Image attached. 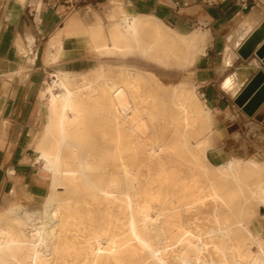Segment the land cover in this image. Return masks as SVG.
I'll return each mask as SVG.
<instances>
[{"label":"bare ground","instance_id":"1","mask_svg":"<svg viewBox=\"0 0 264 264\" xmlns=\"http://www.w3.org/2000/svg\"><path fill=\"white\" fill-rule=\"evenodd\" d=\"M109 18L107 29H83L97 56L191 64L203 51L198 35L119 3ZM52 45L47 61L60 58L64 40ZM88 72L58 68L41 92L37 160L65 190L53 189L41 209L0 213V264H264V237L248 222L252 206L264 207V161L211 163L213 117L192 84L181 82L164 106L143 70L126 67L119 80L103 65ZM244 77H228L225 91L234 95ZM106 135L112 148H97Z\"/></svg>","mask_w":264,"mask_h":264},{"label":"crops","instance_id":"2","mask_svg":"<svg viewBox=\"0 0 264 264\" xmlns=\"http://www.w3.org/2000/svg\"><path fill=\"white\" fill-rule=\"evenodd\" d=\"M102 3H119L127 12L153 16L178 32L198 35L203 51L191 66L213 117L210 149L214 159H264V138H260L264 136V103L249 116L235 102L250 80L264 72V62L255 52L248 58L238 52L264 21V0H91L87 6L96 8ZM64 4L66 0H6L0 4V77L15 74L0 85L5 90L0 92V121L10 124L9 139L0 148V192L7 186L27 184L35 175L27 156L34 130L46 122L40 76L51 69L45 60L56 50L52 42L59 36L64 40L60 57L66 60L78 59L83 52L97 56L81 36L80 9ZM68 11L70 16H65ZM263 43L264 39L257 48ZM30 51L33 62L27 61ZM236 73L245 77L231 95L223 83Z\"/></svg>","mask_w":264,"mask_h":264},{"label":"rangeland","instance_id":"3","mask_svg":"<svg viewBox=\"0 0 264 264\" xmlns=\"http://www.w3.org/2000/svg\"><path fill=\"white\" fill-rule=\"evenodd\" d=\"M91 0H77V3H71V0H66L68 5H75V8L79 11V18L80 21L83 20L84 23L80 24V33L81 36L83 33V29L85 27L88 28H94L97 27L100 24H103L106 29L110 24L109 21V15L111 11L116 6L115 4L110 3H102V4H96V8H89L87 4ZM97 1H103V0H97ZM6 0H0V4L5 3ZM29 2V1H28ZM27 13L28 10L31 8L29 3H27ZM64 4V5H67ZM66 14L65 16L69 15ZM70 16V15H69ZM82 46V41L80 42ZM82 48L81 50L84 51ZM34 55L33 52L30 51L27 55V61L33 62ZM60 62L56 61H46V63L50 66L51 69L49 71H46L42 76H40L41 84H40V90L42 91L45 88V85L47 82L51 81V77L53 72H56L58 68H67L75 71L79 76H83V74L87 73L89 68L94 66L103 65L105 69V74L109 77H114V79L119 80L122 78L123 69L128 68H136L139 70H143L145 73L149 74L150 76L147 78V82L152 84L155 87V93L157 95L156 101L164 106H170L171 105V98L173 94V90L181 85V82H187L194 86L199 98L203 101L205 104V107L209 112H211L210 107L208 106L205 97L203 95L202 89L199 88L198 84H196V73L194 72V68H192L191 64H184L180 63L177 60L171 59H154L153 57H150L148 55L141 54L139 52H136L134 54H130L128 56H118V55H104V56H94L91 53L83 52L81 54V57L74 60H66L63 58ZM58 61V60H57ZM39 63V60L37 61ZM56 62V63H55ZM194 63V61H193ZM86 71V72H85ZM89 73V72H88ZM90 76L92 74H89ZM15 74L13 75H4L0 77V85L6 82L8 78H13ZM5 90H3V87H0V92L5 93ZM44 108L46 109L45 99H43ZM4 123L5 121H0V148H3L6 145V142L8 141V135L4 134ZM44 127V122L37 126V128L34 130V133L31 137V147L29 150V154L27 156V160L32 165V172H34L35 175L28 180L27 184H20L17 185L15 188H11V186H7L6 190H2L0 192V213L3 211L10 210V208L14 206H19L20 204L23 205L25 208L24 210L27 212L30 208H43L50 192L53 189H58V193H61L65 190L64 185L57 184L53 185L51 182V173L44 168L42 163H40L37 160L38 157V150L36 148V143L39 137V133L41 129ZM257 129L251 130L250 133H255ZM212 129L209 131V136L211 137ZM262 136V137H261ZM260 138H264L263 135H261ZM101 143L96 145L97 148H112V142L109 135L103 136L100 138ZM191 141L193 144L196 143L197 139L192 137ZM213 145V144H212ZM34 146V147H33ZM213 149H208L207 156L208 159L213 163L214 165H218L220 162L219 160H215L213 155L214 153ZM3 156V153L0 152V160ZM107 158L104 160L105 165V171H112L114 169L113 167V161L108 156V153L106 155ZM244 160H249V158H243ZM256 160L258 162L264 161L262 157L257 159H251ZM224 161V160H222ZM29 179V178H27ZM49 183V184H48ZM62 185V186H59ZM20 203V204H19ZM13 204V205H12ZM19 204V205H18ZM24 210H21L20 212H24ZM37 224L41 226L40 221L37 220ZM248 222L250 226L256 229L258 231L259 235L261 237H264V231H263V222H264V207L261 205H254L251 207V212L248 217ZM251 248L256 251L257 245L252 244Z\"/></svg>","mask_w":264,"mask_h":264},{"label":"water","instance_id":"4","mask_svg":"<svg viewBox=\"0 0 264 264\" xmlns=\"http://www.w3.org/2000/svg\"><path fill=\"white\" fill-rule=\"evenodd\" d=\"M264 39V21L240 46L238 52L243 58H248L252 53L264 62V43L257 48L258 43ZM235 102L249 116L264 103V72H258L235 98Z\"/></svg>","mask_w":264,"mask_h":264}]
</instances>
